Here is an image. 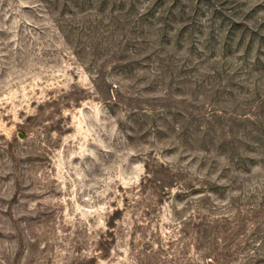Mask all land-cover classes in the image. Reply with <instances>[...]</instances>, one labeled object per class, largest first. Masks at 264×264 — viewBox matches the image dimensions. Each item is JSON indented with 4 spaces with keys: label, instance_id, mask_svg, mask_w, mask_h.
Returning a JSON list of instances; mask_svg holds the SVG:
<instances>
[{
    "label": "rangeland",
    "instance_id": "obj_1",
    "mask_svg": "<svg viewBox=\"0 0 264 264\" xmlns=\"http://www.w3.org/2000/svg\"><path fill=\"white\" fill-rule=\"evenodd\" d=\"M0 264H264V0H0Z\"/></svg>",
    "mask_w": 264,
    "mask_h": 264
}]
</instances>
